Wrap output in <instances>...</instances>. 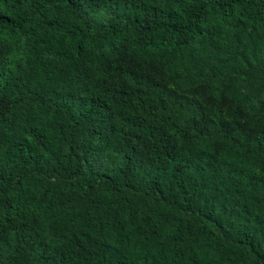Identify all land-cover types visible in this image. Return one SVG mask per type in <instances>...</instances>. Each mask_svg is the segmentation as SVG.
Returning <instances> with one entry per match:
<instances>
[{"label": "trees", "instance_id": "obj_1", "mask_svg": "<svg viewBox=\"0 0 264 264\" xmlns=\"http://www.w3.org/2000/svg\"><path fill=\"white\" fill-rule=\"evenodd\" d=\"M0 264H264V0H0Z\"/></svg>", "mask_w": 264, "mask_h": 264}]
</instances>
